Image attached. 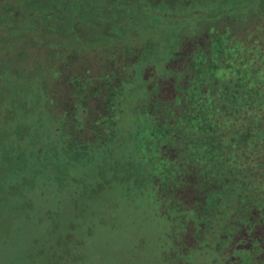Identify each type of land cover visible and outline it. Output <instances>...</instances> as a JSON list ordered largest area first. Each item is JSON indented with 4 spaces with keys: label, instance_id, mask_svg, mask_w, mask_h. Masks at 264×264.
<instances>
[{
    "label": "trees",
    "instance_id": "trees-1",
    "mask_svg": "<svg viewBox=\"0 0 264 264\" xmlns=\"http://www.w3.org/2000/svg\"><path fill=\"white\" fill-rule=\"evenodd\" d=\"M155 1L0 0V40L29 35L36 52L42 35L62 55L31 76L22 107L38 132L37 173L0 211L6 264H97L106 228L113 241V227L136 221L132 206L155 212L161 200L176 210L167 221L214 229L215 260L264 264V0L245 21L185 33L159 68L138 71L148 33L127 24L128 48L115 20ZM182 4L164 8L181 15Z\"/></svg>",
    "mask_w": 264,
    "mask_h": 264
},
{
    "label": "rangeland",
    "instance_id": "rangeland-1",
    "mask_svg": "<svg viewBox=\"0 0 264 264\" xmlns=\"http://www.w3.org/2000/svg\"><path fill=\"white\" fill-rule=\"evenodd\" d=\"M168 1L171 0H158L144 6L133 3V15L129 10H126L127 15H122L123 11L117 12L118 19L115 22L117 21V27L124 31L121 35L126 38L128 48L133 41L129 39L130 36L127 37V24L142 23L138 29L133 28V33H148L136 41L141 45L131 61L135 70L139 71L144 66V69L150 71L151 67H156V63L159 68V63L181 44L185 33L205 30L204 24L207 26L213 22H224L226 18L233 16L245 21L255 8V0H178L183 3L179 15L164 8ZM54 21L55 19L52 23ZM18 22L21 26L22 21ZM38 25L40 27L43 24ZM129 31L132 33V29ZM28 38L29 35L19 38L13 45L0 40V211L6 210L3 206L6 202L9 203L10 198L15 196L16 200L19 194L22 199L21 194L30 187L28 183L34 180L37 173V162L34 160L31 144L36 140L38 132L29 123L34 121L31 116L33 112L29 113V109L27 112L22 111L23 104L29 99L31 76H38L46 70L45 68L54 69L62 56L60 49L54 44L47 51V44L42 42V39L40 42V38H44L42 35L36 37L38 50L28 53ZM50 38L53 43H59L57 36L52 35ZM82 61L80 59V65L70 61L68 68L83 69ZM142 171L144 172V169ZM153 197L154 195H151V203L154 201ZM157 203L160 212H150V209L147 211L146 208L142 212L132 206L136 221L133 224L113 227V241L108 240L109 232L106 228L104 239L98 244L100 258L97 264H222L212 258L214 253L211 250V242H214L212 238L215 234L212 227H188L187 217L181 214L178 218L183 221L181 223H184V226L175 224L173 218L167 221L169 215L165 213H171V206L162 200ZM149 205L151 206L150 203ZM174 213L176 210L171 214ZM24 228L37 230L38 227ZM8 245L6 240L0 245V264L7 263L4 253ZM159 245L164 246L163 249L158 250ZM13 246L19 247L16 242ZM25 247L32 250L30 246ZM220 247L222 246L217 248ZM232 260L237 261L235 258Z\"/></svg>",
    "mask_w": 264,
    "mask_h": 264
}]
</instances>
